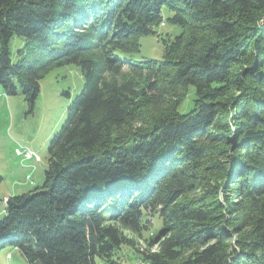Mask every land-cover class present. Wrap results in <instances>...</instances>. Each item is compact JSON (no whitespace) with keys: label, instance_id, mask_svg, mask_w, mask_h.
Returning a JSON list of instances; mask_svg holds the SVG:
<instances>
[{"label":"trees","instance_id":"16d2710c","mask_svg":"<svg viewBox=\"0 0 264 264\" xmlns=\"http://www.w3.org/2000/svg\"><path fill=\"white\" fill-rule=\"evenodd\" d=\"M164 7L180 34L162 60H133ZM67 65L82 88L42 185L4 200L0 250L123 264L125 231L142 264H264V0H0L6 96L32 110Z\"/></svg>","mask_w":264,"mask_h":264},{"label":"rangeland","instance_id":"374dc122","mask_svg":"<svg viewBox=\"0 0 264 264\" xmlns=\"http://www.w3.org/2000/svg\"><path fill=\"white\" fill-rule=\"evenodd\" d=\"M171 16L172 12L164 7L162 20L165 26L155 27L156 35L140 39V50L133 60H162L163 40H171L181 32L179 26L168 22L167 19ZM22 44V38L14 37L11 40L9 48L13 59ZM81 88L82 76L75 65L53 68L40 80L39 95L30 110L20 94L6 96L0 86V217L5 199L27 193L42 185L47 169L49 142L61 128L66 109ZM144 112L145 110L142 114ZM28 150L36 159L35 156L25 159L19 155ZM122 237L126 243L116 250L115 258L123 264H142V253L147 250L143 239L139 240L125 231ZM0 264L28 263L16 248L6 247L0 250ZM95 264L107 263L96 258Z\"/></svg>","mask_w":264,"mask_h":264},{"label":"built area","instance_id":"2783aa9c","mask_svg":"<svg viewBox=\"0 0 264 264\" xmlns=\"http://www.w3.org/2000/svg\"><path fill=\"white\" fill-rule=\"evenodd\" d=\"M20 156L24 157L25 159H32L35 155L31 151H25L19 154ZM36 159V156H35Z\"/></svg>","mask_w":264,"mask_h":264},{"label":"bare ground","instance_id":"6f19581e","mask_svg":"<svg viewBox=\"0 0 264 264\" xmlns=\"http://www.w3.org/2000/svg\"><path fill=\"white\" fill-rule=\"evenodd\" d=\"M163 25V24H162ZM8 258H10V255L8 256Z\"/></svg>","mask_w":264,"mask_h":264}]
</instances>
